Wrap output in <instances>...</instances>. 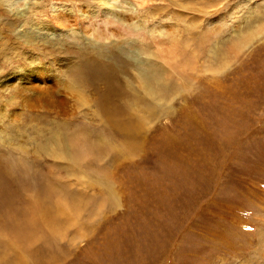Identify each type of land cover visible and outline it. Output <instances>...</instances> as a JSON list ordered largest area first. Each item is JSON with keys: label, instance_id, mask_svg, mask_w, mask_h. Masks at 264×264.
Segmentation results:
<instances>
[{"label": "rangeland", "instance_id": "rangeland-1", "mask_svg": "<svg viewBox=\"0 0 264 264\" xmlns=\"http://www.w3.org/2000/svg\"><path fill=\"white\" fill-rule=\"evenodd\" d=\"M103 2L0 0V264H264V0Z\"/></svg>", "mask_w": 264, "mask_h": 264}, {"label": "bare ground", "instance_id": "bare-ground-1", "mask_svg": "<svg viewBox=\"0 0 264 264\" xmlns=\"http://www.w3.org/2000/svg\"><path fill=\"white\" fill-rule=\"evenodd\" d=\"M112 1H114V0H112ZM102 2H103V0H102ZM104 4H105V1L103 2ZM111 4V3H110ZM59 18H62V17H64V15L63 14H59V15H57ZM96 16H98V15H96ZM98 17H103V16H98ZM105 18V17H104ZM106 19V18H105ZM135 57V56H134ZM135 59H136V57H135ZM135 65H136V67L139 69V71H142L141 70V68L140 67H144V65L141 63V62H139L138 60H136L135 61ZM80 66V73L83 75V76H85V77H90V78H98V77H100V76H103V72L101 73V72H99V70H98V68H100V66L99 65H97V63L96 64H93V65H90V66H88V64L87 63H83V64H81V65H79ZM111 68V67H110ZM96 69H97V72H96ZM145 69V68H144ZM104 70H105V68H104ZM110 70V69H109ZM101 71V70H100ZM142 74V73H141ZM110 78L108 77V78H106L105 80H109ZM90 81H93V80H90ZM110 81V80H109ZM153 87V86H152ZM107 89V88H106ZM153 89V88H152ZM110 90H111V85H110V87L106 90L107 92H110ZM157 91V90H156ZM105 96L103 97V103H104V105H103V108L109 113H111V111H113V110H116L117 108H115V109H113V107H112V109H109L111 106H112V104H111V102H109V99H108V96H109V93H107V94H104ZM146 100V99H145ZM149 103V102H148ZM126 125V124H125ZM125 128V127H124ZM122 129V128H121ZM129 129V128H128ZM123 131V130H122ZM63 153V152H62ZM66 154V153H65ZM61 157V156H60ZM67 159H68V161L66 162V163H68V165H70V166H73L75 163H74V160H73V157H72V155H68L67 157H66ZM66 159V160H67ZM32 201V200H31ZM35 201V200H34ZM55 201V200H54ZM58 201V199L56 200V203H58L57 202ZM33 202V201H32ZM38 202V201H37ZM59 205V204H58ZM38 206V205H37ZM30 207H32V209L34 208V203H32L31 205H30ZM60 207V206H59ZM39 208V207H38ZM48 209H50V208H48ZM57 209H58V206H57ZM67 209H69V207L68 206H66V208H64L63 206H61L60 208H59V213L61 214V217H62V215L63 216H66L67 214H68V210ZM36 210V209H35ZM31 211V210H30ZM38 211H40V210H38ZM44 211V210H43ZM32 216H33V218H37V217H39L40 215L37 213V210H36V213H34V210H32ZM46 218V217H45ZM43 219V218H42ZM49 219V218H48ZM75 219V218H74ZM38 220V219H37ZM40 221V220H39ZM47 221V220H46ZM49 222V221H48ZM47 222V223H48ZM52 222V221H51ZM42 225V224H41ZM46 226V225H45ZM55 228V227H54Z\"/></svg>", "mask_w": 264, "mask_h": 264}]
</instances>
